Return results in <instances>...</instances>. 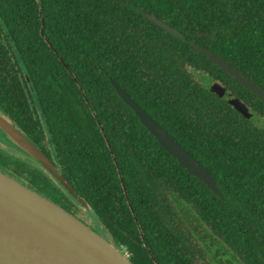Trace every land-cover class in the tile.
I'll return each instance as SVG.
<instances>
[{"label":"trees","instance_id":"obj_1","mask_svg":"<svg viewBox=\"0 0 264 264\" xmlns=\"http://www.w3.org/2000/svg\"><path fill=\"white\" fill-rule=\"evenodd\" d=\"M193 39L264 91V0H0V106L86 200L88 224L134 264H201L202 228L227 248V264H264V101ZM112 80L207 168L222 196L159 144ZM14 157L0 149L1 169L84 220L43 168Z\"/></svg>","mask_w":264,"mask_h":264},{"label":"water","instance_id":"obj_2","mask_svg":"<svg viewBox=\"0 0 264 264\" xmlns=\"http://www.w3.org/2000/svg\"><path fill=\"white\" fill-rule=\"evenodd\" d=\"M149 19L172 35L186 40L183 33L146 13ZM208 35L200 33L199 37ZM264 101V91L243 72L206 47L188 41ZM117 93L134 110L141 123L159 144L175 157L190 173L222 196L215 177L189 153L165 128L144 110L116 81ZM219 96L226 98L245 116L252 113L227 88L217 82L211 84ZM0 142L30 157L48 170L64 189L91 214L85 199L62 174L51 158L13 123L0 115ZM0 264H134L116 245L112 234L105 237L84 220L58 202L29 186L0 168Z\"/></svg>","mask_w":264,"mask_h":264},{"label":"rangeland","instance_id":"obj_3","mask_svg":"<svg viewBox=\"0 0 264 264\" xmlns=\"http://www.w3.org/2000/svg\"><path fill=\"white\" fill-rule=\"evenodd\" d=\"M0 145H4V144L0 142ZM6 148L8 149H4V150L11 155H13V152L21 154V152L19 153V151L13 148H10V147H6ZM78 214L82 218H84V220L87 223H90V224L93 223V220L88 215V212L86 211V209L79 208ZM189 218H191V216ZM197 222H198L197 220L192 219L191 222L190 220H187L185 223L187 224L189 228L192 229L193 224H196ZM104 236L107 237L106 234H104ZM199 236L201 237V240L197 242V247L201 248V252H200V263L201 264H227L228 263V260L231 257L230 255H228L227 248L219 246L220 243L215 237L213 238L210 235L209 229L207 230L205 228L200 229ZM225 252H227V254Z\"/></svg>","mask_w":264,"mask_h":264},{"label":"flooded vegetation","instance_id":"obj_4","mask_svg":"<svg viewBox=\"0 0 264 264\" xmlns=\"http://www.w3.org/2000/svg\"><path fill=\"white\" fill-rule=\"evenodd\" d=\"M27 78V81H28V77H26ZM31 90H32V87H31ZM37 104V103H36ZM32 107V106H31ZM35 114H36V116H37V118H39L41 121H42V125H44V121H43V119H42V117H41V109H40V107H39V105L37 106L36 105V109H35ZM0 115L2 116V117H4L6 120H8L9 122H11V123H13L17 128H19L26 136H28L27 134H26V132L22 129V128H20L18 125H17V123L9 116V114H7L4 110H3V108L0 106ZM29 137V136H28ZM30 138V137H29ZM31 139V138H30ZM32 140V139H31ZM36 144V143H35ZM37 145V144H36ZM44 145H45V147L46 148H51L50 150L52 151L53 149H52V147H50V145H48V142H47V140H44ZM38 146V145H37ZM7 146H5V145H0V149H2V150H4V149H8V148H6ZM39 147V146H38ZM40 148V147H39ZM41 149V148H40ZM12 151V150H11ZM20 153V152H19ZM13 156H15L14 158L15 159H18V160H21V161H24L26 164H28V165H32L33 163L32 162H34V163H36V165H38L39 167H41V168H43L45 171H46V174H49L51 177H52V179H53V184L55 185V191H56V193L58 192L59 193V196H61L62 195V193L63 194H68V195H70L65 189H64V187L52 176V174L48 171V170H46V168H44L42 165H40L37 161H35L34 159H32V158H30V157H27V156H25L24 154H18V153H16V152H13ZM51 158V160L55 163V161H54V159L52 158V157H50ZM36 165H34L37 169H38V171H41V169L40 168H38ZM55 165H56V167L58 168V170L61 172V170H60V168H59V166L55 163ZM1 168V167H0ZM3 169V168H2ZM5 170V169H4ZM9 172V171H8ZM62 173V172H61ZM23 180V179H22ZM24 182H26L25 180H23ZM27 183V182H26ZM28 184V183H27ZM54 192V191H53ZM71 196V195H70ZM72 197V196H71ZM73 198V197H72ZM74 199V198H73ZM75 200V199H74ZM76 201V200H75ZM86 209V208H85Z\"/></svg>","mask_w":264,"mask_h":264}]
</instances>
